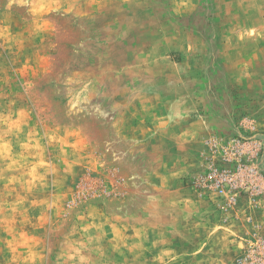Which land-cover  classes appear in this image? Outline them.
I'll return each instance as SVG.
<instances>
[{
	"label": "rangeland",
	"instance_id": "rangeland-1",
	"mask_svg": "<svg viewBox=\"0 0 264 264\" xmlns=\"http://www.w3.org/2000/svg\"><path fill=\"white\" fill-rule=\"evenodd\" d=\"M172 200L264 240V0H0V264H167Z\"/></svg>",
	"mask_w": 264,
	"mask_h": 264
},
{
	"label": "crops",
	"instance_id": "crops-1",
	"mask_svg": "<svg viewBox=\"0 0 264 264\" xmlns=\"http://www.w3.org/2000/svg\"><path fill=\"white\" fill-rule=\"evenodd\" d=\"M173 113H170L168 117L169 123L176 117ZM135 135H137L136 132H131V135L127 134V136L132 138L139 136ZM181 136L190 138L189 130H182ZM191 165L189 158L183 155L178 165L174 164L173 166V164H170V167L161 171L160 174H156L151 181L154 185L149 180L150 184L157 189V195L155 194L153 196L155 201L164 200V198L169 195L173 200L178 199V196H180L182 200H186L187 198L184 197V193L179 192V195H176L174 194V189L171 190V187L181 184L179 175L185 173ZM135 179H137V177H135ZM163 187H168L170 190L167 191V189H162ZM162 190L167 192L164 193ZM150 196H152V194ZM173 200L170 201L168 205L156 204L155 207H149L150 213L163 214L166 220L159 224L157 231L160 235L148 236L150 246L156 245V247L151 248L147 252L134 250V258H137L139 261L147 260L149 262L158 260L167 264H223L233 259L230 234V231H232L231 225L229 228H225L219 221L214 222V225L211 223L209 227L204 224L206 227H204V234L209 233L211 235H204L202 237L200 235L202 233L198 232V229L200 230V226H202L200 225L201 223H190V220L186 218L182 225L183 231L181 230L180 233L179 230H176L179 219L174 218V215H176L175 213L177 210L188 211V208L185 207L184 204H182V206H175ZM182 200L179 201L182 202ZM216 226L221 229L216 228ZM158 239L159 241L157 242ZM154 240H156L155 243ZM143 254H145V256L141 257Z\"/></svg>",
	"mask_w": 264,
	"mask_h": 264
},
{
	"label": "built area",
	"instance_id": "built-area-1",
	"mask_svg": "<svg viewBox=\"0 0 264 264\" xmlns=\"http://www.w3.org/2000/svg\"><path fill=\"white\" fill-rule=\"evenodd\" d=\"M217 182L219 184V180ZM247 243L244 245V253L242 252L234 264H264V240Z\"/></svg>",
	"mask_w": 264,
	"mask_h": 264
}]
</instances>
